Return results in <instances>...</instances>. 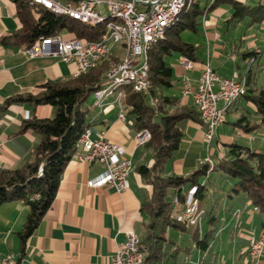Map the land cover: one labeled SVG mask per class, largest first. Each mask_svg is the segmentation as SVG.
<instances>
[{
  "label": "trees",
  "instance_id": "16d2710c",
  "mask_svg": "<svg viewBox=\"0 0 264 264\" xmlns=\"http://www.w3.org/2000/svg\"><path fill=\"white\" fill-rule=\"evenodd\" d=\"M11 1L16 5L21 27L9 35L1 36L2 44L16 43L25 49L36 39L64 30L78 38L92 41L98 40L106 30L104 24L79 25V22L64 15L34 5L31 0ZM222 5L228 6L231 11L225 21L228 26L241 23L245 29L264 23V0H257L254 4L240 0H188L164 36L147 52L148 87L145 91H134L129 86L120 87L123 93L120 104L126 110V115L132 117L134 131L148 130L150 133L144 147L150 152L153 161L150 165L137 166L143 182L152 188L149 199L141 207L148 215V221L142 225L144 233L140 237V249L144 252L142 264H184L178 261V254L183 249L174 247V241L167 237L169 229L181 232L187 229L180 220L182 215L177 216L175 213L172 198L178 189H182L183 193L176 196V202L181 205H185L187 192L202 202L207 199L204 193L206 188L200 183V178L206 175L210 166L208 162L199 163L188 177L164 174V165L183 154L184 132L179 123L184 119L201 122L194 105L182 104L175 93L176 79L166 59L178 54L196 61L198 45L184 41L182 32H197L203 16ZM118 53L119 50L113 51L97 66L78 76L66 80H48L39 86L38 92L17 94L8 98L3 105L6 107L11 103L28 102L33 106L49 104L54 108L53 117L33 116L22 120L20 130H31L37 137L30 159L18 168L0 169V204L18 199L28 208L23 227L17 232L21 254L24 253L26 241L54 199L61 174L76 150L78 139L90 126L87 121L88 109L84 104L100 87L105 73L119 63ZM262 54L256 49L247 50L240 53V58L251 62L258 60ZM253 64L245 72L246 93L242 98L254 105L259 119L251 121L246 115H240L235 124L244 133L264 127V83L260 87L252 85ZM225 147V155L213 168L223 169L234 179L230 192L243 193L264 214V147L255 149L237 142L225 144ZM195 227L191 241L196 248L205 251L215 230L209 229L200 236L198 225ZM167 245H171L172 249H167Z\"/></svg>",
  "mask_w": 264,
  "mask_h": 264
},
{
  "label": "crops",
  "instance_id": "0c3cea01",
  "mask_svg": "<svg viewBox=\"0 0 264 264\" xmlns=\"http://www.w3.org/2000/svg\"><path fill=\"white\" fill-rule=\"evenodd\" d=\"M240 1L249 4L248 0ZM141 7L145 6L141 5ZM230 12L228 6L222 5L201 19L197 31L200 29L204 31L207 50L205 56L196 54L197 60L193 61L192 70H186L183 67L180 62L182 55L176 54L177 57L173 62L170 61L171 59L168 61V58H172L174 54L166 59L172 67L177 86L175 93L179 95L182 104H191L192 101L189 97L181 96V86L177 82H181L182 76L186 75L192 83H195L201 72L202 64L208 62L212 67L211 59L220 58L222 55L221 50L224 46L217 41L221 39L218 29L228 31L238 26L242 27L241 23L226 25L225 21L230 16ZM20 27L15 3L11 0H0V37L9 35ZM252 27L264 32V23ZM252 27L245 29L242 27V29L248 30ZM64 33L66 37L72 34ZM194 45H198V49L201 46L200 44ZM254 49L264 53V33L250 36L245 49L238 48L236 44L233 46L231 49L233 55H231L235 67H240L241 61L245 64L250 62L240 58L241 52ZM74 71L73 63H64L56 57L30 58L26 55L22 45L0 43V169H15L30 159L37 137L31 130L24 132L20 130L22 120L33 116L50 118L54 115V108L49 104L33 106L28 102H21L3 107L6 100L17 94L36 93L39 86L48 80L58 81L72 78ZM237 72L244 75L246 71ZM113 95L105 97L101 106L94 105L90 96L87 100L89 108H95L91 114L88 112L87 121L96 132H103L107 140L125 147L126 155L131 158L133 164V169L128 175L129 187L124 191H117L107 184L90 187L87 181H98L104 176V165L97 161L88 163L71 158L61 174L54 199L33 234L26 241L23 254H21L22 249L17 232L23 227L28 208L18 199L0 204V257L12 253L15 256L14 264H110L112 254L117 245L125 241L128 231L135 232L139 237L143 235L142 225L148 221V215L141 207L149 199L152 188L143 182L137 166L150 165L153 160L144 145H136L134 141L135 131L132 117L126 115L124 121L118 119L122 107ZM243 100L244 104L249 103L244 98ZM123 110L126 114V110L124 108ZM253 113L252 121L258 120L255 107ZM235 121L232 123L235 124ZM179 127L184 132L183 154L182 157L164 165L166 175L174 173L188 177L199 163L206 162L204 161L206 157H209L215 166L225 155V144L233 142V138L229 135L220 134V138H215L214 148H212V144H207L204 140V132L200 123L184 119L179 123ZM236 129L241 136L248 137L247 142L243 144L255 149L264 147V127L252 133H244L238 125ZM214 151L216 155L209 156V152L214 153ZM202 153H206L203 158ZM212 171L207 172L204 177L209 178ZM200 183L206 188L202 177ZM230 183L233 185L234 181ZM230 189L224 200V208L229 207L230 211H228L231 215L226 217L227 222L219 230V234L222 235L225 227L234 222L231 237L238 245L234 247L231 264H239L244 257L249 236L259 237L264 233V214L260 213L245 195H240L241 192H232L234 194L232 195ZM204 193L207 196L205 202L199 199L200 207L205 211L201 220L204 216H208L207 221L213 217L208 221L212 223L217 215L213 213V210L207 211L205 204L209 195L206 189ZM228 200L231 203L228 204ZM240 204L242 207H239ZM201 220L198 225L200 236L203 235L199 232ZM174 231L176 230L169 229L167 237L174 241V247L179 246L183 249L178 254V261L184 264H195L196 262L204 264L203 258H206L212 250L211 242L205 251L196 248L193 243L190 246H181L172 236ZM195 231L196 227H189L184 232L191 240ZM223 243L222 240L221 245ZM166 248L170 250L172 246L167 245ZM209 264H215V262L210 260ZM222 264H227V261ZM260 264H264V258L261 259Z\"/></svg>",
  "mask_w": 264,
  "mask_h": 264
},
{
  "label": "built area",
  "instance_id": "2783aa9c",
  "mask_svg": "<svg viewBox=\"0 0 264 264\" xmlns=\"http://www.w3.org/2000/svg\"><path fill=\"white\" fill-rule=\"evenodd\" d=\"M181 0H37L41 7H55L65 9L85 16L90 19L107 12H122L124 17L132 25L133 49L131 60L127 66L121 67L117 73H124L130 79H134L141 92L144 88V68L142 67V51L145 44H149V38L155 35L156 30L176 12ZM141 5L145 7H141ZM120 29L116 25H109L98 40H85L71 34L57 33L48 37L36 39L29 47L25 48L28 57H56L64 63H73L74 72H86L90 65H98L99 57L106 56L111 46L119 44L114 37V30ZM180 62L186 70L194 68L193 61L184 56ZM114 75V74H113ZM111 75V76H113ZM111 76H108L107 79ZM243 80L237 71L230 76L219 75L208 62L202 64L201 72L195 83L184 75L181 78L180 94L189 97L197 110L200 125L204 132V140L209 143L215 135V128L224 122L227 113V103L236 102L246 91L243 90ZM115 91L120 94L121 89L116 86ZM113 92L92 93L93 104L101 106L105 97ZM121 101V99H120ZM121 105V104H120ZM118 119L125 120L126 114L120 109ZM146 133L135 132L134 141L141 145ZM73 159L88 163L97 161L105 167L104 176L98 181H87L90 187L96 185H110L117 191H124L129 187V182H124V175L130 174L133 169L131 158L126 155L123 145L113 143L105 138L103 132H96L88 126V132L78 139ZM209 160V159H207ZM183 193L178 189L172 198L173 205L176 196ZM187 212L193 205H200L199 199L188 201L186 194ZM195 221L181 220L186 228L195 227L200 223L202 213ZM144 252L140 249V237L133 231L126 233L124 242L117 245L111 256L110 264H142ZM264 258V233L259 237L250 235L247 239L244 257L239 264H260ZM15 256L8 253L0 257V264H14ZM195 264H201L196 262Z\"/></svg>",
  "mask_w": 264,
  "mask_h": 264
},
{
  "label": "rangeland",
  "instance_id": "374dc122",
  "mask_svg": "<svg viewBox=\"0 0 264 264\" xmlns=\"http://www.w3.org/2000/svg\"><path fill=\"white\" fill-rule=\"evenodd\" d=\"M256 1L257 0H248V3L254 4ZM79 25H83V23L79 22ZM218 31L221 34V39H218L217 41L221 43L222 46H224L223 47L224 49L221 50L222 55L220 58L211 59V61L213 62L212 67L217 71L219 75L230 76L233 72L232 70H236V71L244 73L254 63L252 66V77H253L252 85L256 87H260L262 83H264V56H260L258 60L251 61L246 64L245 62L241 61L240 67H235L234 59L232 57L233 53H231V49H233V46L235 44L238 45V48L240 47L241 49H245V46L247 42L249 41L250 36L251 37L254 35L258 36L259 33H264V32H260L258 28H254V27L248 30H243L242 27H239V26L229 29L228 31H225L224 29L219 28ZM64 32H67V31L64 30ZM182 38L186 42H192L193 44H200L201 45L199 47L200 50L198 49L196 54L198 56H205L207 46H206V41L204 38V31L202 29H200L197 32L185 30L182 32ZM117 49L120 51L118 55L123 54L122 53L123 49H121L120 45L114 46L112 50L116 51ZM176 57H177L176 54H174L172 58H168V61L171 59L170 61L173 62ZM239 76H241L242 78H245V74L241 75L239 73ZM177 84H180L181 86V82H177ZM104 87L105 86H102V88ZM117 95H118L117 91H115L113 97L117 99ZM84 107L88 108L89 114H91V111L94 110L95 108V107L92 109L91 107L89 108V105L87 102L84 104ZM253 109H254L253 104L250 102L247 104H244V100L242 97L239 98L237 102H233L231 106L229 107V109L227 110L228 112L224 115V122L220 123L215 128L214 138L212 139V141L209 142L212 144V148H214L215 138H220L219 137L220 134L229 135L230 137L233 138V142H237V143L247 142L248 137L246 135L241 136L238 133V130L236 129L237 125L233 124L232 121H235L242 114L246 115L248 119L252 121L253 114H254ZM141 145H144V144L142 143ZM205 154L206 153H202L201 157L203 158ZM211 155L215 156L216 155L215 151L214 153L209 152V156ZM204 161L208 162L210 165L207 172L213 170L209 178L202 176V180L206 183V192L209 195V199L207 203L205 204V207L208 212L210 210H213V213L217 215V218L212 223L207 221L208 216H204V218L201 220V217L204 213V210H202L201 217H200L201 226L199 227V232H201V234H204L209 229H214L216 232L211 241L212 250L208 253L206 258H203V263L209 264L210 260H212L213 262H215V264H222L225 261H227V264H231L232 253L238 245L237 242H233V238L231 237V230L234 225V222L225 227V230L223 231L222 235L219 234V230H221L222 226L225 224V222H227L225 220L226 217L231 215V213L229 212L230 209H228L229 207H226V209L224 208V200L227 197L226 194L228 193L229 189L232 187V184L230 183V181L232 182L234 181V179L230 177L223 169L218 168V167L214 169L213 168L214 165L212 164L209 157H206ZM191 194H192L191 192H187L188 201H196L197 198L195 196H192ZM240 195H244V194L241 193ZM185 199H186V196H185ZM229 203H231L230 200H228V204ZM185 204H187L186 200H185ZM173 206H174V210L177 216L182 215L183 212L181 209L184 205L183 204L181 205L180 203L176 202ZM239 207H242V205L240 204ZM195 209H196L195 215L192 218L193 221H195L198 217V214H200V205H195ZM232 209L234 210L235 206L232 207ZM180 220H184V218H180ZM172 236L174 240L177 243H179L181 246H190L192 244L189 235L185 232L174 231L172 233ZM222 240L224 242L223 245H221ZM180 256H182V253H180Z\"/></svg>",
  "mask_w": 264,
  "mask_h": 264
},
{
  "label": "bare ground",
  "instance_id": "6f19581e",
  "mask_svg": "<svg viewBox=\"0 0 264 264\" xmlns=\"http://www.w3.org/2000/svg\"><path fill=\"white\" fill-rule=\"evenodd\" d=\"M34 5H39L37 3V0H31ZM190 1V0H189ZM188 4V0H181L180 4L178 5V9L176 12H173L171 14V17L167 19V21H164L161 26L156 30L155 35L151 38H149V44H145L143 51H142V67L144 68V76H148V61H147V52L149 48L158 40H160L164 34L166 29L175 21V18L177 14ZM47 10H50L51 12L59 15H64L72 20H75L77 22L83 23V24H91V25H98V24H104L105 29L108 28L109 25H116V27H119L120 29L114 30V37L116 42L121 46V49H123V55L121 56V59L119 63L113 67L112 69L108 70L105 73V78L102 81L100 87L96 90L98 92H113L116 89V86L119 87H130L134 91L140 92L139 86L136 84L134 79H130L128 75L124 73H117L120 71L121 67L127 66L130 63L131 60V49H133V38H132V25L130 22L126 20L124 17V14L122 12H107L104 14H101L100 16L94 17L90 19H86L85 16H81L78 13H74L72 11H67L65 9L55 8V7H44ZM64 33V32H60ZM114 46H111L108 49V54L106 56L99 57V63L106 59L111 53ZM97 65H90V69L95 67ZM84 72H75L74 76H78L79 74ZM114 74V75H113ZM113 75V76H111ZM108 76H111L107 79ZM242 78V77H241ZM102 86H105L102 88ZM148 87V77H145L144 79V88L146 89ZM243 90H246V83L245 80H243ZM125 93V92H124ZM116 95V94H115ZM123 97V93L120 92V94L117 95V100L120 103V99ZM233 102L227 103V110L231 106ZM88 128L85 129L83 133H87ZM138 132L146 133L147 138H144L143 142L141 144H145L147 140L150 138V133L147 130H141ZM83 136V134H82ZM81 136V137H82ZM80 137V138H81ZM128 175H124V182H128ZM182 210V217L186 218V221H193V216L195 215V205L192 206L187 212V204L183 206Z\"/></svg>",
  "mask_w": 264,
  "mask_h": 264
}]
</instances>
